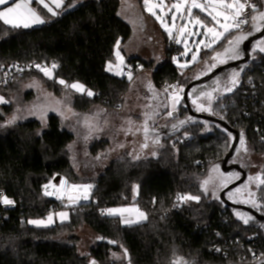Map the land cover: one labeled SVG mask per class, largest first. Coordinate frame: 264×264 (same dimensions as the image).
<instances>
[{"label":"trees","instance_id":"obj_1","mask_svg":"<svg viewBox=\"0 0 264 264\" xmlns=\"http://www.w3.org/2000/svg\"><path fill=\"white\" fill-rule=\"evenodd\" d=\"M252 1L259 5V11H264V0ZM122 8V0H64L56 16L49 17L42 11L45 23L40 26L13 29L0 21V68L5 70L13 63L46 64L56 85L59 80L69 85L79 83L94 93L74 100L77 111L85 113L93 106L118 108L135 80L122 79L107 70L109 62H116L117 41L119 45L126 44L134 36ZM140 11L144 12L142 8ZM236 36L239 35L232 34L215 49L204 52L194 67L204 60V54L221 53ZM166 44V57L157 65L136 57H126L125 64H139L142 71L152 69L153 89L162 95L166 85L179 83L183 88L182 79L194 68L178 67L172 57L181 47L170 41ZM257 45L245 70L221 74L225 82L229 72L232 76L238 73L239 81L231 92L217 99L209 116L243 133L245 144L264 157L258 133L264 134V52ZM53 64L57 65L54 69ZM33 75L0 85V91L14 90L17 83ZM249 76L255 80L254 90L246 85ZM194 80L185 81L190 84ZM27 98L33 97L29 93ZM177 114V122L161 128L162 142L158 141L161 145L174 140L176 153L169 144L153 157L133 160L120 156L111 160L97 178L92 202L70 210L66 222L38 228L29 221L46 219L51 212L61 211L42 195V190L57 175L74 176L68 147L75 136L62 126L57 114H50L45 125L32 119L7 127V113L0 111V188L15 203L0 226V264H90L88 257L77 251V237L59 239L82 224L101 238L91 255L102 264L111 262V252H117L119 244L127 250L128 264H173L179 258L187 264H258L263 260L264 224L246 211H239L252 217L245 224L238 219L237 211L198 195L202 172L221 163L230 150L232 137L208 121L189 119L185 108ZM183 120L188 124L180 130L178 121ZM108 145L105 139L96 141L91 151L95 155ZM135 185V200L147 219L124 225L120 217L102 214L103 210L132 202ZM190 194L200 197V201L187 205L177 199ZM261 196L264 202V185ZM253 235L257 237L250 241ZM217 245L223 246V252L212 251ZM248 249L260 256L243 261Z\"/></svg>","mask_w":264,"mask_h":264},{"label":"rangeland","instance_id":"obj_2","mask_svg":"<svg viewBox=\"0 0 264 264\" xmlns=\"http://www.w3.org/2000/svg\"><path fill=\"white\" fill-rule=\"evenodd\" d=\"M11 2V0H10ZM52 2V0H50ZM126 0H124V9L122 11L123 16L130 22L132 25L134 36L130 41V46L133 49L141 52L143 54V60L153 63L155 65L163 62L166 55H163V50L167 51L166 45L162 42L159 35L154 32L153 27H146L147 33H141V28H139V24L137 20L141 15V11L139 8L134 7L130 8L127 11ZM179 0H149V6L158 5L156 7H152V11H148L145 6V11L151 17L155 18L158 22V26L161 31L165 32L169 35V32L165 30V27L162 26L161 20L171 29V35L169 37L171 40L175 39L176 45H179L183 48L182 55L175 56L173 58V62L180 67V65H186V67H180L181 69L187 70L189 68L194 67L199 61L201 55L206 51H211L218 47L227 37L232 34L237 33L238 35H245L246 33H240L238 30H233L232 32L226 33L225 36L220 39L217 43H213L211 47H205V44L211 43V36H205L203 33L205 31L204 28H201L199 25H194L189 23V18L184 16L187 13L186 7L183 11L177 12L175 8H173V4L178 3ZM201 3L204 0H200ZM54 4V3H53ZM55 5V4H54ZM145 5V3H144ZM6 5H0V10ZM33 8L39 6L35 2L31 5ZM5 8V7H4ZM195 10L200 12L209 18L208 27H217L218 31H222L215 24V22L211 21V18L207 16L205 12H201L199 9H193V17L195 16ZM155 13V15H153ZM199 14V18L204 21L202 15ZM173 15L176 16L175 21H173ZM161 17L158 20L156 17ZM170 16V19H168ZM185 19V23L182 24L179 18L183 17ZM182 19V18H181ZM139 21V20H138ZM181 23V24H180ZM44 24V23H43ZM42 24H37L33 26H40ZM187 25V28L182 33L180 29ZM31 26V27H33ZM189 31L193 33H197L195 35H189ZM177 40H180V43H177ZM200 41H204L203 44ZM243 42V41H242ZM241 42V43H242ZM239 44V48L240 45ZM187 44V54H185V47ZM230 47V46H229ZM227 47V48H229ZM225 48V49H227ZM225 49L220 53V56L213 60L212 57L215 55L204 54V60L194 67L191 71H187L184 78L181 81L183 84L182 91H177L175 94L181 97L179 104L176 105V110L173 112L171 116L168 115L169 111H172L173 101L171 96L162 95L153 89L151 80H152V69L141 71V73L136 77L134 81L131 82L129 86L128 92L124 95L121 106L115 108L113 110H105L101 106H93L88 112H79L74 108V100L78 97L88 96L87 90L84 93L76 92L71 88H66L64 85L55 84L52 78H49L43 74H34L33 76L23 79L19 83L16 84L14 90H3L0 91V97H3L6 103H0V111H5L7 115H5L6 125L7 127H11L17 122H23L25 120L38 119L42 122V124H46L47 117L50 114H57L62 122V126L66 128L69 132H71L75 139L68 147L69 159L72 165V170L74 176H69L68 178L63 176H55L53 177V182L58 183L62 178H66L67 181L74 185H92L95 187L98 176L104 171V169L109 165L110 161L123 156L128 157L133 160H141L149 157H153L160 152L162 146L167 147L169 144V149L171 151L176 150L173 149L174 140H171L168 143L163 142L161 145L158 144L157 141L162 142L160 140V133H162L161 128L168 126L178 120V114L183 111L185 105L182 101V93L184 88L189 85L185 80H191L192 78H200L209 72H211L214 68L220 67L224 64L230 63L238 58H231V53L225 54ZM193 54H196L197 59L195 61L192 60ZM221 61H224L221 63ZM113 65L112 71H109L111 74L118 76L116 73L120 70V68L126 64V61L111 62ZM215 67H211L212 65ZM108 67V65H107ZM233 76L232 73H228L226 76L225 82L220 78H217L211 85L207 86L205 89L197 91V93L193 94L191 97V104L195 111L204 115H211L212 109L220 96H223L226 93L231 91H227V88H235L232 84ZM228 83V85H227ZM225 84V86H224ZM231 84V85H230ZM227 85V86H226ZM151 86V87H149ZM7 91V92H6ZM6 92V93H5ZM32 95V99L29 100L27 98L28 94ZM206 93H211L212 101L210 106V111H198L197 105L202 104L205 108L209 107V101ZM6 94V95H4ZM196 101V104L193 101ZM9 109H7V108ZM80 110V109H79ZM174 114L177 116L174 117ZM15 117L14 123L9 124V121ZM177 122V121H176ZM179 122V121H178ZM145 125L148 128L147 138H145L144 127ZM149 133H152L153 136ZM107 140L109 145L106 150H101L97 152L95 155L92 153L91 148L92 145L99 140ZM144 144H147V147H143ZM248 151L245 153L240 150L241 145L234 157V162L239 163L245 169L250 171V177L255 178L258 174L263 175L264 171V157L260 154L255 153L251 147L246 144ZM216 166H218V171H212ZM221 167L220 164H212L210 165L205 172H202L201 178H199V186L201 192L199 194L203 198H208L209 201H219L221 192L227 188L229 181L226 177L220 176ZM213 179L205 188L202 187V182L209 177ZM224 180L226 186H221V181ZM233 182V181H232ZM257 181L247 180L246 183L237 187L240 189V192L235 191V197L228 198L229 200L239 204L248 206L257 210L259 213L264 214V202L262 201V186L257 187ZM247 185V187H245ZM135 189V191H134ZM133 189V201L128 205H123L115 208H139L141 210V206L135 200V196L138 194V187L135 185ZM236 189V190H237ZM254 192L255 196L249 197V192ZM201 193V194H200ZM193 194V192H192ZM186 196H194V195H186ZM255 201V206L251 203H245L243 201ZM200 201L199 200H184L183 203L187 205H195ZM222 203V202H221ZM61 211L57 212H66L68 214L67 219L61 220V218L56 215L57 213L51 214L53 216V222L48 224L47 226H37L36 224H30L31 226L43 228V227H52L57 224L66 222L70 218V210L71 209H60ZM74 210H77L74 209ZM143 212V211H142ZM237 215V214H236ZM254 219H256L253 215L249 214ZM120 217L121 222L125 224L123 220H132L135 221L138 219L136 213L125 212L123 217ZM240 219V218H238ZM43 220L47 223L46 219ZM145 220V219H143ZM141 220L140 222H142ZM38 221V220H32ZM74 235L77 237V251L81 256H87L89 263L94 260V256L91 255V249L96 248L101 242V238L88 226L82 224L80 225L73 233L65 232L63 235L59 237L60 240H68V238ZM119 244V243H118ZM125 249L120 246L117 252H111V258L108 264H128L129 256L124 255ZM96 264H102L100 262H96Z\"/></svg>","mask_w":264,"mask_h":264},{"label":"snow or ice","instance_id":"obj_3","mask_svg":"<svg viewBox=\"0 0 264 264\" xmlns=\"http://www.w3.org/2000/svg\"><path fill=\"white\" fill-rule=\"evenodd\" d=\"M35 2L38 5H42L44 9H46L49 13H51L53 16L57 15V12L53 11L52 7L49 6L48 3L45 2V0H0V5H9L2 10H0V21L3 22L4 25L10 26L13 29L18 28H29L33 25L37 24H43L45 23V20L41 17L38 10L36 8H33L31 5ZM63 0H52V3L55 4L56 8H60L62 5ZM145 6L148 11H152V7H156L158 5H151L149 6V0H144ZM187 6V17L189 18V23L194 25H199L201 28H204V35L205 36H211V43L205 44V47H211L213 43H217L220 39H222L226 33L232 32L233 30H240L243 25L245 24H252V27L254 30L259 31L261 30L262 25H264V11H258L256 5L249 4L248 0H204L203 3L200 2V0H179L178 3L173 4V8L177 12H181L185 9ZM251 8V12L253 13L249 17L246 15L247 9ZM193 9H199L201 12H205L207 16L211 18V21L215 22L216 25L222 31H218L217 27H208L203 20H201L198 16L193 17ZM155 15V13H153ZM158 20L161 19V17H156ZM183 18V17H181ZM173 21H175L176 16L173 15L172 17ZM162 26L165 27V30L169 32V35H171V29L168 28V26L161 20ZM187 28V25L182 27L180 31L183 33L185 29ZM189 35H195L197 33H193L189 31ZM247 37L245 35H239L236 36L234 39H230L228 41V44L230 45L229 48L225 49V54L231 53V58L235 59L238 58L240 55L239 50V44L246 39ZM177 43H180V40H177ZM201 44L204 43V41H200ZM264 41H261L260 44L257 45V48L259 51L264 52ZM117 51L115 53L117 60L121 63L123 62V57L120 55L119 52V41H117ZM188 48L187 44L185 47V54H187ZM220 56V53H217L216 56L212 57L213 60H216ZM197 59L196 54H193L192 60L195 61ZM224 61H221L223 63ZM36 67L44 73L45 76L52 78V72L47 67H41L40 65H36ZM57 65L53 64L52 68H56ZM180 67H186V65H180ZM211 67H215L213 64ZM113 65L111 62H109L107 70L112 71ZM117 75L123 74L122 72L118 71L116 73ZM238 73L233 74V80L232 84L235 85L237 83L236 77L238 76ZM128 79L131 80V74H128ZM61 85H64L66 88H71L75 90L76 92L84 93L86 90L82 84L79 83H73V84H67L64 80L58 81ZM151 87V86H149ZM172 88H176L177 86L173 85ZM167 91V89L165 90ZM182 91V89H180ZM227 91H232V88H227ZM88 96L94 95V93L90 90L87 91ZM209 101V107L205 108L202 104L197 105L198 111H210L212 96L211 93L205 94ZM171 99L173 101L172 104V111L168 112V115L171 116L173 112L176 110V105L179 104L181 97L175 93L171 94ZM7 101L4 100L3 97H0V103H6ZM194 104H196V101H193ZM191 119V118H189ZM15 117H13L12 120L9 121V124L14 123ZM185 121H181L180 124H184ZM173 127H176V125H173ZM144 133L145 138H147L148 128L145 125L144 127ZM158 142V141H157ZM239 143L241 145L242 151L245 153L248 151L243 133L240 134ZM143 147H147V144H144ZM155 155V153H153ZM212 171L217 172L218 166H216ZM223 173H220V176L223 177ZM235 175V174H233ZM213 178L210 176L209 179H206L202 182V187L205 188V191H207V185L211 182ZM255 179L257 183V187H260L261 185H264V176L257 175L255 178L249 177V180ZM67 182L65 180H61L60 188L56 189V192H48L45 191V195H57L58 199H63L64 192L62 191L64 185ZM221 186H226V183L224 180L221 181ZM49 186L46 185L45 188L47 189ZM55 187V186H53ZM247 187V185H245ZM72 192L77 193L76 195H72L71 193L68 194V200L70 202H75L79 199L87 200L89 198V192L92 188V185H71L70 186ZM135 191V189H134ZM237 192H240V189L236 190ZM231 195V194H230ZM249 197L255 196L254 192L248 193ZM178 200L184 201V200H199L198 196H178ZM4 204L10 205L13 203V201L9 200L6 196L2 198V201H0ZM245 203L251 202L255 206V201H243ZM125 212L129 213H136L138 219L135 221L132 220H123L125 224H131V223H139L143 219H147V216L144 212L140 211L139 208H109L102 211V214H107L110 216H121L123 217V214ZM61 220L67 219L68 214L66 212H60L57 213ZM238 218L243 220L245 224L249 222L252 217L247 216V214L237 213ZM53 222V216L50 214L47 217V223L43 220L38 221H29L30 224H36L37 226H47L48 224ZM109 243H114V241H109ZM219 251V249H217ZM124 255L127 256V250L125 249ZM90 264H96V262L93 260L90 262ZM173 264H187L186 261H183L182 258H179L178 260L174 261Z\"/></svg>","mask_w":264,"mask_h":264},{"label":"water","instance_id":"obj_4","mask_svg":"<svg viewBox=\"0 0 264 264\" xmlns=\"http://www.w3.org/2000/svg\"><path fill=\"white\" fill-rule=\"evenodd\" d=\"M247 37L243 40V42L240 45V55L239 58L224 64L220 67H217L213 69L208 74L192 81L189 85H187L182 93V101L185 105V109L189 112V116L191 119H197V120H205L211 123V125L216 126L223 130V132L229 134L232 137L231 141V147L228 152V154L224 157V159L220 163L221 171L225 175H230L234 171L241 170L243 176L236 182H233L230 184L227 188H225L221 194H220V200L221 202L228 208H231L233 211H246L253 215L257 221L260 223H264V214L259 213L257 210L250 208L248 206L239 205L231 200L228 199L227 194L233 192L237 187L241 186L246 178H247V172L242 169V167L239 164H232L229 165L230 161L235 157L239 147V138L240 133L233 129L231 126H229L224 121L214 118L209 115H204L197 113L195 109L193 108L191 104V97L193 94L197 93V91L205 89L207 86L211 85L217 78L221 77V74L228 71V70H245L248 67V64L252 57V50L255 47V45L259 44L261 41H264V25H262L261 30L256 31L251 26V29L245 34ZM177 116L174 114V117ZM184 124H180L181 121H179L178 125L180 127V130L183 127H186L188 122L187 120ZM258 264H264V259L261 260Z\"/></svg>","mask_w":264,"mask_h":264},{"label":"built area","instance_id":"obj_5","mask_svg":"<svg viewBox=\"0 0 264 264\" xmlns=\"http://www.w3.org/2000/svg\"><path fill=\"white\" fill-rule=\"evenodd\" d=\"M249 4H254L256 5L258 11L260 10L259 5L252 1V0H248ZM253 13L251 12V8L247 9L246 15L249 17L252 15ZM252 24H245L242 26V28L240 30H238V32L240 33H247L250 29H251ZM171 45H176V43L173 41L170 43ZM36 65H40L41 67H47L48 69H50V67L46 64H38V63H32V64H18V63H13L9 68L3 70V68H0V85H6L8 83H11L12 81H14L17 78L23 77L26 74H38V73H43L41 72ZM120 72H122L123 74L118 75V77L122 78V79H128V74H131L132 79H135L142 71V66L138 64V66H127V65H123L120 70ZM129 80V79H128ZM255 80L253 79V77H248L246 79V85L249 89L254 90L255 89ZM177 86L175 89L172 88L171 86ZM181 88L179 83H173L170 85H166L163 87L162 92L164 95L166 96H171V94L176 93L177 91H179V89ZM167 89V91H165ZM259 133V142L262 143L264 145V134L258 130ZM189 138H191V136H189ZM53 179V178H52ZM50 179L46 184L49 187L46 189L45 186L42 190V195L49 199L51 202H53V204L58 207L59 209H71L74 210L76 208L81 207L82 205L88 204L90 202H92L93 199V194L95 191V187L92 186V188L90 189L89 192V198L87 200L84 199H79L75 202H70L68 200V194L71 193L72 195H76L77 193L72 192L70 186L74 185L72 183H70L69 181H67V179L62 178L61 180H65L67 183L64 185L62 191L64 192V197L63 199H58L57 195H45V191L48 192H56L57 188H60V183L61 180H59L58 183L53 182V180ZM55 186V187H53ZM7 197L6 192L4 189L0 188V201H2L3 197ZM15 207V203L13 202L10 205L4 204L2 202H0V226L2 225V223L8 219L9 217V211L12 210ZM51 214H53V212H51ZM261 224H264L263 222ZM257 237V235H253L250 236L248 239L250 241L255 240ZM240 240L238 239L237 242H239ZM223 246H215L214 248H212V251L216 254L221 253V251L223 252ZM217 249H219V251H217ZM224 254H227V251H224ZM259 254L257 253V251L255 250H249L247 251V253L242 257L243 261H247L249 259H257L259 256Z\"/></svg>","mask_w":264,"mask_h":264},{"label":"crops","instance_id":"obj_6","mask_svg":"<svg viewBox=\"0 0 264 264\" xmlns=\"http://www.w3.org/2000/svg\"><path fill=\"white\" fill-rule=\"evenodd\" d=\"M45 2L48 3L49 6L52 7L53 11H55L57 13L62 9V7L64 5V0H63L62 5H61L60 8H56V6L52 2H50V0H45ZM123 2H124V0H122V4H123ZM125 3H126V6H127V11H129L130 8H134V7H137L140 10H141V8L143 9L144 12H141V15L140 16H137V17H139V19H138L139 21L137 20V22H138V24L140 22V24H139L140 27L139 28H141V33H143V34L147 33L146 27H153L154 28V32L159 35L160 39L162 40V42L164 43V45H166V47H167V44H166L167 41H170V43L173 42V41L175 42V39L174 40H171V38L169 37L168 34H166L165 32H163V31L160 30V28L158 26V22L155 20V18L151 17L148 13H146V11H145V5H144V0H126ZM7 6H9V5H6L4 7H7ZM124 8L125 7H124V4H123V8L122 9H124ZM37 10H38V12H39L40 15H41L42 11H44L46 14L49 15V17H53V15L51 13H49L46 9H44L42 5H39L37 7ZM185 11H187V6H186V10ZM195 11H196L195 12V16H198L199 17V14L198 13H200V12H198L197 10H195ZM186 15H187V13L184 14V16H186ZM201 15H202L201 18H203L204 19V22L208 25L210 20L207 19V18H204L203 16H205V15H203V14H201ZM184 16H183L182 19L179 18V20L181 21L182 24L185 23V19L186 18L184 19ZM41 17L43 19L45 18L42 15H41ZM124 18H125V16H124ZM168 19H170V16H168ZM130 41L127 42L126 44H120L119 45V49L118 50L120 52V55L123 57V60L126 61V57L143 58V54L141 52L137 51L136 49H133L129 45L130 44ZM177 46H179V45H177ZM182 51H183V48L181 47V50L172 57V60H173V58L175 56L182 55ZM162 52H163V55L165 56L166 55V50H163ZM116 61H117V57H116ZM149 134L150 135H148V136H150V137L153 136L152 133H149Z\"/></svg>","mask_w":264,"mask_h":264},{"label":"flooded vegetation","instance_id":"obj_7","mask_svg":"<svg viewBox=\"0 0 264 264\" xmlns=\"http://www.w3.org/2000/svg\"><path fill=\"white\" fill-rule=\"evenodd\" d=\"M227 72V71H226ZM232 164H239V163H235L234 162V158L230 161V163H229V165H232ZM241 167H242V165L241 164H239ZM242 169L243 170H245L246 172H247V178H246V180H245V182L244 183H246L247 182V180L249 179V177H250V171L248 170V169H245L244 167H242ZM222 172V171H221ZM233 174H235V175H233ZM224 177H226L227 179H228V181H229V184L227 185V187L230 185V184H232L233 182H236V181H238L242 176H243V174H242V171L241 170H237V171H234L232 174H230V175H223ZM233 181V182H232ZM243 183V184H244ZM242 184V185H243ZM237 189V188H236ZM236 189L233 191V192H231V193H229V194H227V197L228 198H232L233 199V197H235V196H233V195H235V191H236ZM231 194V195H230ZM235 211V210H234ZM239 211H237V213H238ZM248 213V212H247ZM250 214V213H249Z\"/></svg>","mask_w":264,"mask_h":264}]
</instances>
